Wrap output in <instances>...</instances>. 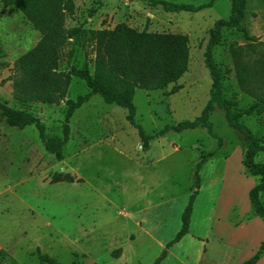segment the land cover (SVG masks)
Returning a JSON list of instances; mask_svg holds the SVG:
<instances>
[{"label": "rangeland", "instance_id": "obj_1", "mask_svg": "<svg viewBox=\"0 0 264 264\" xmlns=\"http://www.w3.org/2000/svg\"><path fill=\"white\" fill-rule=\"evenodd\" d=\"M165 1L212 6L197 13H169L147 0H74L76 13L65 27L85 32L127 24L138 31L188 36L190 67L183 78L163 90H136V122L146 135L156 136L150 149L143 148L139 131L127 120L128 110L100 95L75 113L61 162L46 151L35 126L9 127L0 110V264H41L38 249L59 264L155 263L182 229L183 214L196 192L197 166L209 154L213 156L200 171L190 233L162 264H238L246 253L259 251L264 221L251 216L249 198L259 180L247 175L245 137L229 125L225 112L217 109L210 116L215 136L202 127L158 135L167 126L194 121L209 102L213 81L205 64L206 47L215 24L230 18L232 0ZM245 30L264 42V0H248L241 28L223 31L214 50L224 76L223 95L241 109L264 93L257 84L251 94L239 82L233 48H244L242 61L249 67L264 65V48L247 47L251 43ZM41 37L20 10L0 0V98L39 117L49 135L61 136L67 100L90 90L85 81L72 77L60 105L17 99L21 73L16 63ZM59 67L66 74L88 67L94 74L95 46L88 35L67 41ZM175 85L182 89L170 95ZM243 121L264 142V112ZM256 161L264 164V154ZM59 174L77 181L52 184ZM118 249L123 255L115 258Z\"/></svg>", "mask_w": 264, "mask_h": 264}, {"label": "trees", "instance_id": "obj_2", "mask_svg": "<svg viewBox=\"0 0 264 264\" xmlns=\"http://www.w3.org/2000/svg\"><path fill=\"white\" fill-rule=\"evenodd\" d=\"M147 1H150L153 6H162L169 13L185 11L197 13L212 6V3L195 7L165 0ZM2 3L7 7L14 6L20 10L42 36L39 44L19 58L16 63V68L21 73V76L16 79L15 86L16 97L19 101L60 105L67 99L72 77L85 81L90 90L88 94L79 96L76 100H67V113L61 136L49 135L46 125L39 117L14 109L9 106L8 102L0 98V110L9 127L25 129L35 126L40 133L46 151L61 162L64 160V148L71 139V122L75 113L90 102L94 96L100 95L106 103L128 110L127 120L139 131L144 141L143 148L150 149V142L156 136L146 135L143 128L136 122L137 111L134 103L136 90H163L177 84L183 78L190 67L188 36L173 33H152L147 29L138 31L127 24H119L114 30L102 29L82 32L79 28L67 31L66 20L76 13L74 0H2ZM247 4L248 0H232L230 18L219 20L210 31V39L205 52V64L213 84L210 100L201 116L194 121H184L175 126H167L158 135L162 136L171 131L182 133L202 127L215 136L210 116L217 109L224 111L229 125L245 137L247 145L243 164L247 175L259 180V183L249 193L252 207L251 216L260 217L264 221V203L262 202L264 164L256 161L259 154H264V142L243 121L245 117L260 115L264 112V93L259 94L257 101L248 109L238 108L235 102L224 97L223 72L214 60V50L222 41L223 31L241 28L246 19ZM84 33L88 35V41L95 46L94 74L88 67L80 70L73 69L68 74L61 72L59 59L62 49L70 38L81 37V34ZM244 34L247 41L251 43L247 47L253 50L255 46L264 48V42H260L257 37L250 35L246 30ZM243 49L239 48L240 51H238L233 48L240 85L245 91L254 94L256 87L253 85L258 84V90L261 92L264 89V65L258 64V66L249 67L248 64L243 63L241 56ZM0 53L2 57L1 47ZM181 89L182 86H173L170 95L179 93ZM221 144L222 139H219V145ZM212 156L213 154L203 156L197 166L196 192L192 194L189 206L183 214L181 231L153 264H162L169 255L168 251L190 233L194 202L201 189L200 171L204 163ZM76 181L77 178L70 174H59L52 178L51 183H74ZM37 254L41 264H59L54 258L43 254L41 249L37 250ZM122 254V249L113 253L115 258H120ZM263 256L264 242L255 256L244 264H258Z\"/></svg>", "mask_w": 264, "mask_h": 264}, {"label": "crops", "instance_id": "obj_3", "mask_svg": "<svg viewBox=\"0 0 264 264\" xmlns=\"http://www.w3.org/2000/svg\"><path fill=\"white\" fill-rule=\"evenodd\" d=\"M263 221V220H262ZM246 227H248V225L246 226ZM263 233H264V228H263ZM251 236V235H250ZM249 236V237H250ZM245 240H247L248 238H244ZM251 239H252V237H251ZM264 242V234H263V236H261V238L259 239V241H258V243H257V248H258V250L260 249V246L262 245V243ZM248 242H245V245H247V246H245L244 247V249L243 250H241L240 252L242 253V255H243V252H246V250L251 246V244L253 243V241L251 240L250 241V244H247ZM230 248V247H229ZM257 250V251H258ZM255 251L253 250L252 252H248V253H246V255L244 256V258L241 260V261H239L238 262V264H244L246 261H248L250 258H252L253 256H254V253ZM254 253V254H253ZM123 255V254H122ZM258 264H264V256L262 257V259H261V261L258 263Z\"/></svg>", "mask_w": 264, "mask_h": 264}]
</instances>
